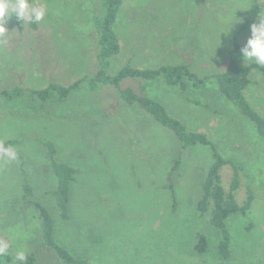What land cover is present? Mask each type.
Returning <instances> with one entry per match:
<instances>
[{"label":"rangeland","instance_id":"374dc122","mask_svg":"<svg viewBox=\"0 0 264 264\" xmlns=\"http://www.w3.org/2000/svg\"><path fill=\"white\" fill-rule=\"evenodd\" d=\"M29 2L46 9L38 29L26 27L20 34L10 18L0 34V90L26 89L12 99L0 96V142L16 139L24 157L23 169L17 159L0 157V240L9 243L12 255L0 264H14L20 249L36 254V264H63L41 244L38 212L22 200L23 176L31 197L49 210L55 240L90 264H264V138L212 77L230 61L250 63L240 49L250 25L264 15V0H122L113 24L120 50L106 70L113 74L128 61L139 68L181 63L204 79L200 86L188 83L184 94L162 77L128 78L121 85L137 90L143 84L188 131L205 133L221 155L243 163L235 198L243 202L249 188L253 201L246 214L227 218L225 260L217 255L219 231L208 213L196 209L210 148L182 149L169 129L125 103L112 85L89 88L86 78L98 69V0ZM249 78L244 97L264 117V76L252 70ZM78 79L80 86L63 99L53 94L42 101L28 93ZM46 142L57 149L58 161L78 169L66 219L50 193L57 179ZM175 157L180 163L171 173L173 199L167 175ZM231 174L222 168L225 189ZM199 235L207 239L204 253L194 248Z\"/></svg>","mask_w":264,"mask_h":264},{"label":"trees","instance_id":"16d2710c","mask_svg":"<svg viewBox=\"0 0 264 264\" xmlns=\"http://www.w3.org/2000/svg\"><path fill=\"white\" fill-rule=\"evenodd\" d=\"M32 1V0H29ZM256 2V0H254ZM254 2V6H255ZM99 6L102 9L101 17H95V34L97 35L98 51L96 58L98 61V69L95 73L86 78L89 88L93 89L99 83L110 84L118 92L120 98L129 105H137L146 114L151 116L163 127L169 129L179 141L182 149L192 148L197 144L206 145L211 151V164L208 166L203 179L201 181L202 192L196 205V209L200 214L208 213L210 224L219 231V242L217 255L220 259L225 260L230 256L229 250V232L227 228V218L231 214L239 213L246 214L251 207L253 201V193L251 189H247L243 202L239 203L235 198V191L239 187V169H242L243 163L234 156H223L217 150L213 142L203 132L188 131L186 127L177 118L168 114L166 108L160 102L149 97L145 92V86L138 82L137 90L130 86H122L123 80L142 79L150 80L156 77H162L165 85L177 87L181 94H184L188 88V83L193 86H200L204 83L203 78H199L195 72L191 71L187 64H161L155 68H139L128 61L113 74L106 72L110 59L115 56L120 46L118 37L114 31L113 24L117 12L122 4V0H98ZM16 27L17 32L23 34L26 27L31 31L38 29V22H29L18 20L14 15L11 17ZM234 47L237 48L236 38L233 37ZM258 70L264 76V66L256 65L254 62L241 64L235 61H230L225 69L217 74L212 75L217 80L219 92L233 102L239 111L246 118L251 120L260 137L264 138V117L259 115L244 97V89L250 83V72ZM82 82L78 79L68 86L58 84H49L44 89H31L28 93L31 96H37L42 101H45L58 94L63 99L72 90L77 89ZM26 92V89L13 88L11 90H0V96L7 99H12ZM18 141L11 139L4 144L14 147ZM15 148V147H14ZM16 149V148H15ZM17 151L18 164L23 169L24 157L21 152ZM57 149L52 142H46V157L52 168V172L56 176V187L50 191L54 197L55 205L59 210V215L62 219L68 217V200L70 192V184L75 180L78 174V169L62 161H58L55 157ZM173 159V167L167 175L169 180L168 188L170 189L173 199L174 190L172 188L171 173L177 169L179 158ZM223 167H229L232 170L229 185L225 189L221 182V170ZM23 175V170L22 173ZM32 187L27 179L22 182V200L26 204L33 205L38 214L39 234L43 247L50 248L63 264H90L86 259L74 256L62 247L54 238L53 233V218L46 208L39 201L32 198ZM175 203H173V207ZM197 253H204L207 249V239L204 235L197 236V241L194 246ZM26 261L24 264H36V254L31 251L26 252ZM12 255L0 257V261L10 262Z\"/></svg>","mask_w":264,"mask_h":264},{"label":"clouds","instance_id":"9594fccd","mask_svg":"<svg viewBox=\"0 0 264 264\" xmlns=\"http://www.w3.org/2000/svg\"><path fill=\"white\" fill-rule=\"evenodd\" d=\"M13 15L18 20L41 22L46 15V9L34 6L29 0H0V34L7 31L6 24ZM240 52L244 61L264 66V15L259 14V22L250 25V36ZM0 157L6 161H14L17 159V151L14 147L0 142ZM9 247L8 242L0 240V257L9 254ZM26 258L25 250L20 249L15 253L14 264H24Z\"/></svg>","mask_w":264,"mask_h":264}]
</instances>
